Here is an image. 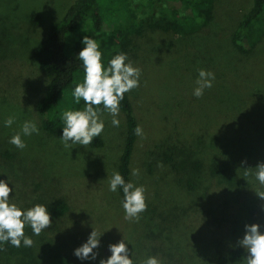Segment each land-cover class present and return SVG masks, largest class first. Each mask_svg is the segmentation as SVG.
Here are the masks:
<instances>
[{
    "label": "rangeland",
    "instance_id": "rangeland-1",
    "mask_svg": "<svg viewBox=\"0 0 264 264\" xmlns=\"http://www.w3.org/2000/svg\"><path fill=\"white\" fill-rule=\"evenodd\" d=\"M201 1L212 7L209 20L194 8ZM72 2L0 0V180L13 189L10 204L24 211L44 205L52 222L39 235L25 226L31 247L0 242V264H100L122 239L133 264L148 257L161 264H244L247 252L238 241L245 225L259 224L264 234V199L256 194L264 185L255 178L262 162L255 153L264 155V21L243 50L232 39L252 0H102L105 46L122 21L151 16L162 27H185L148 31L127 55L126 63L141 70L139 87L127 93L142 128L131 166L132 183L145 188L147 208L138 220L125 219L118 189L109 190L125 137L123 114L114 127L113 116L100 111L101 135L66 147L43 129L48 114L37 111L49 80L32 51ZM200 69L215 79L197 98ZM9 118L14 122L6 127ZM25 121L39 134L23 135ZM17 133L24 149L9 143ZM57 202L67 205L60 218ZM93 230L97 258L80 260L74 250ZM231 251L240 258L230 260Z\"/></svg>",
    "mask_w": 264,
    "mask_h": 264
},
{
    "label": "clouds",
    "instance_id": "clouds-1",
    "mask_svg": "<svg viewBox=\"0 0 264 264\" xmlns=\"http://www.w3.org/2000/svg\"><path fill=\"white\" fill-rule=\"evenodd\" d=\"M85 46L77 59L82 61L84 70L83 83L75 86L73 96L75 103L84 101L83 110H69L63 113L65 127L62 129L60 138L65 146H69V141L73 144L87 146L93 142L94 137H98L104 130V122L99 118L100 106L113 116L112 124L119 127L120 121L116 119L119 115L120 102L124 99L125 93L139 87L141 70L132 66L131 62L126 63L128 57L125 53L115 55L108 62L105 68L102 63V52L99 50L98 42L85 36L82 40ZM199 78L196 80L197 87L193 90V95L200 98L204 89L212 87L214 74L200 69ZM13 118L5 121V126L10 127ZM21 132L25 136L33 133L39 134L36 124L25 121L21 126ZM137 135H142V128L137 126ZM9 143L19 149H24L26 144L17 133L12 136ZM246 161L242 162V164ZM248 175V169H245ZM137 170L133 171V175ZM255 178L261 185H264V162L255 168ZM8 182L0 180V242H10L12 246L19 248L21 242L25 247H31L33 240L25 236L24 229L29 225L33 234L39 235L43 230L51 227V217L48 209L41 204L24 211L15 204H10V193L13 191L8 186ZM123 190L124 199L122 207L126 220L139 219V214L146 210L145 188L135 186L133 183H125L123 177L118 173H113L109 181V190L115 192L117 188ZM260 199H264V192L256 193ZM259 224L245 225V234L239 245L247 252L244 264H264V234L260 231ZM100 246V239L97 238L95 230L89 235L87 242L74 250V255L80 260H95L98 253L94 252ZM3 251V249H0ZM110 257L100 260V264H133L129 258V250L124 239L117 244L109 245ZM142 264H161L156 257H148Z\"/></svg>",
    "mask_w": 264,
    "mask_h": 264
},
{
    "label": "trees",
    "instance_id": "trees-1",
    "mask_svg": "<svg viewBox=\"0 0 264 264\" xmlns=\"http://www.w3.org/2000/svg\"><path fill=\"white\" fill-rule=\"evenodd\" d=\"M251 3L250 9L242 15L232 38L235 46L241 50L249 39H256L257 34L254 25L260 20L264 21V0H252ZM101 4L102 0H73L59 22L47 31L44 38L37 43L32 51V58L49 80L45 93L38 103L37 111L41 115L48 114L47 119L42 123V127L53 136L62 137V129L65 127L62 117L65 111L81 110L85 107L83 100L77 104L73 96L75 86L83 83L84 79L83 63L77 58L79 52L85 47L82 43L85 36H89L98 42L99 50L102 52V63L107 68L109 60L115 55L131 53L136 48L135 45L138 40H141L146 32L158 30L164 33H178L185 28L176 24L170 25V27L159 26L151 16L140 22L122 21L111 31V41L108 46H105L102 41L107 38H104V19L107 16L106 12H102ZM194 8L198 11L199 16L203 15L205 20L211 19L212 7L207 4V1L197 3ZM37 18L35 13L31 15V26L38 25ZM193 18L196 21L197 17ZM193 18L190 19L192 22ZM262 105L264 109V99ZM100 111H105L102 106H100ZM119 112L123 114L125 120V137L118 160V173L123 177L125 183H132L131 166L139 137L135 129L139 126V122L127 93L120 102ZM94 145L100 146L101 141L98 139ZM255 154V159L264 162V155L263 158L260 157L258 151ZM117 189L122 202L124 199L123 190L119 186ZM66 210L67 205L65 203L57 202L54 206L55 217L60 218ZM228 255L230 260H236L240 258L241 252L231 251Z\"/></svg>",
    "mask_w": 264,
    "mask_h": 264
}]
</instances>
